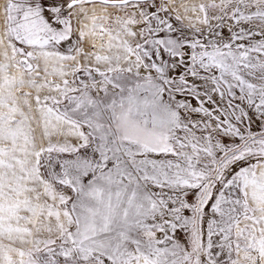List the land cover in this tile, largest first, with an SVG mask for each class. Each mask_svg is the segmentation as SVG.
Masks as SVG:
<instances>
[{
    "label": "snow or ice",
    "instance_id": "6c2138e0",
    "mask_svg": "<svg viewBox=\"0 0 264 264\" xmlns=\"http://www.w3.org/2000/svg\"><path fill=\"white\" fill-rule=\"evenodd\" d=\"M0 264H264V0H0Z\"/></svg>",
    "mask_w": 264,
    "mask_h": 264
}]
</instances>
